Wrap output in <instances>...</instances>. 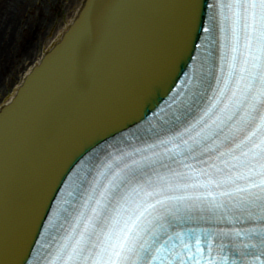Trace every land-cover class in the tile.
Here are the masks:
<instances>
[{
	"label": "snow or ice",
	"instance_id": "6c2138e0",
	"mask_svg": "<svg viewBox=\"0 0 264 264\" xmlns=\"http://www.w3.org/2000/svg\"><path fill=\"white\" fill-rule=\"evenodd\" d=\"M187 7L164 88L183 75L184 95L165 101L152 142L76 176L40 264H264V0ZM67 172L53 178L51 199ZM201 222L232 227L188 226ZM36 236L26 252L0 241V264H31Z\"/></svg>",
	"mask_w": 264,
	"mask_h": 264
},
{
	"label": "water",
	"instance_id": "95a60500",
	"mask_svg": "<svg viewBox=\"0 0 264 264\" xmlns=\"http://www.w3.org/2000/svg\"><path fill=\"white\" fill-rule=\"evenodd\" d=\"M188 3L85 0L24 76L0 108V241L26 252L54 200L53 178L58 183L77 157L150 115L155 101L169 95L164 88L184 39ZM6 259L14 264V257Z\"/></svg>",
	"mask_w": 264,
	"mask_h": 264
},
{
	"label": "bare ground",
	"instance_id": "6f19581e",
	"mask_svg": "<svg viewBox=\"0 0 264 264\" xmlns=\"http://www.w3.org/2000/svg\"><path fill=\"white\" fill-rule=\"evenodd\" d=\"M44 0H0V108L10 102L33 65L77 15L83 0H63L61 17L43 32V38L28 54H21L24 39L33 32L38 23L37 14H42ZM61 4V3H60ZM52 5V3H51ZM48 191V187L45 188Z\"/></svg>",
	"mask_w": 264,
	"mask_h": 264
},
{
	"label": "rangeland",
	"instance_id": "374dc122",
	"mask_svg": "<svg viewBox=\"0 0 264 264\" xmlns=\"http://www.w3.org/2000/svg\"><path fill=\"white\" fill-rule=\"evenodd\" d=\"M46 1L42 5V14H37V21L38 23L33 29V32L24 39V43L22 45V50L20 51L21 54H28V52L38 46L40 41L43 38V32L45 29L57 22L58 19L61 17L62 9L61 5L63 4V0H44ZM52 3V5H51ZM61 3V4H60Z\"/></svg>",
	"mask_w": 264,
	"mask_h": 264
}]
</instances>
